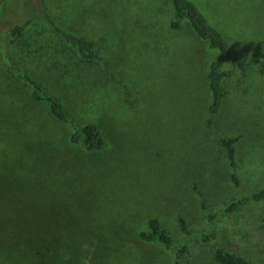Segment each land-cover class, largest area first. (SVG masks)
<instances>
[{
	"label": "rangeland",
	"instance_id": "rangeland-1",
	"mask_svg": "<svg viewBox=\"0 0 264 264\" xmlns=\"http://www.w3.org/2000/svg\"><path fill=\"white\" fill-rule=\"evenodd\" d=\"M193 1L233 49L221 69L235 73L215 115L207 72L219 51L188 24L169 26L171 0H51L60 26L101 46L100 61L60 38L40 0H0L10 59L108 141L94 151L73 144L71 129L0 61V264H174L173 250L139 238L153 217L176 243L186 241L182 217L194 237L214 227L218 245L264 264V200L221 209L264 186V0ZM232 136L238 186L220 144ZM188 244L182 264H219L213 243Z\"/></svg>",
	"mask_w": 264,
	"mask_h": 264
},
{
	"label": "trees",
	"instance_id": "trees-1",
	"mask_svg": "<svg viewBox=\"0 0 264 264\" xmlns=\"http://www.w3.org/2000/svg\"><path fill=\"white\" fill-rule=\"evenodd\" d=\"M50 1L40 0L43 17L60 38L76 51L82 59L103 60V49L96 41L64 28L56 22L51 10ZM171 2L173 15L169 21V26L172 29H181L188 24L199 38L207 41L210 48L219 51L218 56L210 62L207 72L208 88L212 95L208 109L210 114L215 115L220 111L228 94L227 81L235 73L233 69H221L222 62L230 61L233 58L232 46L223 33L210 23L207 16L193 0H171ZM31 22V18H26L23 22L15 24L10 29L7 42L9 44L18 42ZM0 61L7 65L19 79L28 85L30 94L36 101L44 103L56 120L66 124L71 129L70 141L73 144H81L88 151L101 150L107 147L108 141L100 124L95 121H88L86 123L78 121L59 97L48 91L39 80L10 59L7 49L4 48V43L0 44ZM211 121L212 119L209 120V122ZM238 138L239 136H232L220 139V144L223 146L229 165L233 170L231 172V179L237 186L240 183L236 159V142ZM37 198L40 199V196ZM263 200L264 186L250 193L234 195L221 209L225 213H233L237 210L260 204ZM217 214L218 212L208 213L207 215L212 226L218 218ZM178 223L186 238V241L183 243H176L170 232L157 217L149 219L148 229L141 231L139 238L143 241L158 242L165 248L173 250L176 255L174 264H182L181 257L189 250L188 241L190 239L195 240L199 245L213 243L215 245L213 258L219 264H256L240 253L218 245V229L213 227L211 232L204 230L194 237L191 227L184 218L180 217ZM262 224L264 227V214Z\"/></svg>",
	"mask_w": 264,
	"mask_h": 264
}]
</instances>
